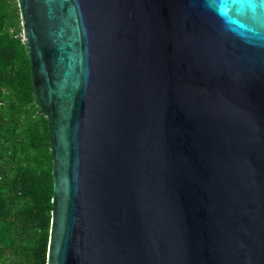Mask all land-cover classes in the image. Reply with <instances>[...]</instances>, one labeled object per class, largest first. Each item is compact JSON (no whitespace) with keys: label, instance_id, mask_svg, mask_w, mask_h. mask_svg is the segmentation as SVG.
<instances>
[{"label":"water","instance_id":"1","mask_svg":"<svg viewBox=\"0 0 264 264\" xmlns=\"http://www.w3.org/2000/svg\"><path fill=\"white\" fill-rule=\"evenodd\" d=\"M16 1L47 264H264V0Z\"/></svg>","mask_w":264,"mask_h":264},{"label":"trees","instance_id":"2","mask_svg":"<svg viewBox=\"0 0 264 264\" xmlns=\"http://www.w3.org/2000/svg\"><path fill=\"white\" fill-rule=\"evenodd\" d=\"M16 0H0V264H47L54 184Z\"/></svg>","mask_w":264,"mask_h":264},{"label":"built area","instance_id":"3","mask_svg":"<svg viewBox=\"0 0 264 264\" xmlns=\"http://www.w3.org/2000/svg\"><path fill=\"white\" fill-rule=\"evenodd\" d=\"M22 36H23V34H22Z\"/></svg>","mask_w":264,"mask_h":264}]
</instances>
